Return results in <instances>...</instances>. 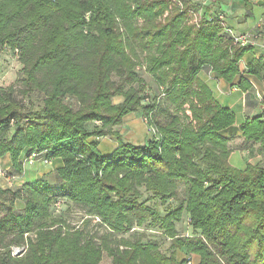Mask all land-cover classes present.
<instances>
[{
    "label": "trees",
    "instance_id": "obj_1",
    "mask_svg": "<svg viewBox=\"0 0 264 264\" xmlns=\"http://www.w3.org/2000/svg\"><path fill=\"white\" fill-rule=\"evenodd\" d=\"M180 1L169 11L171 0H0V52L23 64L25 96L45 97L34 110L0 88V159L10 155L18 170L22 155L60 159L63 182L0 187L9 210L0 264H102L104 253L111 264H264V164H230L224 132L236 115L199 79L210 68L234 80L250 46L221 35V13L194 23L201 3ZM145 72L157 93L147 92ZM138 112L158 133L144 145L113 131ZM240 130V149L263 145L264 110ZM107 136L118 147L102 154L93 138ZM63 204L84 210L83 227L54 214ZM185 215L193 235L178 231ZM94 219L106 232L98 241L86 229Z\"/></svg>",
    "mask_w": 264,
    "mask_h": 264
},
{
    "label": "crops",
    "instance_id": "obj_2",
    "mask_svg": "<svg viewBox=\"0 0 264 264\" xmlns=\"http://www.w3.org/2000/svg\"><path fill=\"white\" fill-rule=\"evenodd\" d=\"M194 1L197 2V0ZM201 1H203L202 7L193 13L199 14L200 17L224 13L228 27L238 34L251 33L256 39V44L250 46L243 54L239 63V74L234 80L227 81L210 68L202 70L199 74V79L208 85L216 101L221 106L231 109L236 115L235 124L224 132V136L233 139L231 142L232 153L229 158L230 164L237 168L240 157L243 166L237 169L244 170L249 164L261 163L259 157H248L255 146L246 149H240L239 146L244 144L241 126L247 120L260 117L264 109V6L258 0ZM174 7L176 6L171 3L169 11ZM169 11L166 12L165 16L169 14ZM221 35H225L224 32ZM233 86H239V90L233 89ZM135 114L141 117L144 130L147 131L143 122V115L139 112L130 115ZM122 128L125 129V127ZM139 141V139L127 140V142L135 145H144V143L140 144ZM100 142L108 143L112 147V151L118 147V140L113 136L104 137ZM25 159L26 155H22L20 161L24 163ZM0 167L6 173L5 178H0V187L3 189L21 188L26 183H35L40 180H45L53 189L63 187V182L57 174V170L62 167L60 159L52 160L50 165L36 162L25 167L22 164V170H18L13 165L10 155H6L0 159Z\"/></svg>",
    "mask_w": 264,
    "mask_h": 264
},
{
    "label": "rangeland",
    "instance_id": "obj_3",
    "mask_svg": "<svg viewBox=\"0 0 264 264\" xmlns=\"http://www.w3.org/2000/svg\"><path fill=\"white\" fill-rule=\"evenodd\" d=\"M205 1V0H204ZM198 3H203L201 0H197ZM202 5V4H201ZM197 14V13H196ZM199 15V14H197ZM13 50L10 48H4L3 51L0 52V88L2 89H13L15 96H17V99L22 102L24 105H29L28 103L34 104V110L39 109L42 107L43 104V99L45 98L43 93H32L29 96H25L23 93L25 90V86L23 83L24 75H23V64L17 59L16 56H14ZM142 75V74H141ZM143 77L145 80L146 84V90L147 92L150 93H157V85L152 79V77L147 74L146 72L143 73ZM146 92V93H147ZM75 103V101H73ZM114 104H119L122 102V99L120 98H115L113 100ZM148 103V102H147ZM130 115L126 117L123 120V123L119 126L113 127V131L118 133L120 137L127 141V140H135L139 139L140 144L146 143L149 140L150 134L147 131L144 130V126L142 124L141 117L138 115ZM143 115V114H142ZM141 115V116H142ZM163 119V117H161ZM98 127H100L102 124L101 123H96ZM122 127H125L122 128ZM95 141L100 142L101 139L103 140L104 137L98 138L94 137L93 138ZM142 139V140H141ZM101 143V142H100ZM248 148H254L253 151L249 154V158H254V157H259L261 159V163L264 164V144L262 145L261 143L258 144H247ZM100 151L102 154H109L112 152V147L108 145L106 142H102L100 144ZM50 165V164H48ZM243 166L242 161L240 160V157L238 158V167L240 168ZM26 167V166H25ZM1 168V167H0ZM3 171L4 169L1 168ZM5 178V175H0V178L3 179ZM0 179V180H1ZM180 195L182 193L180 192ZM20 208V206H18ZM7 213H9V210L5 206L0 205V219L5 216ZM60 213L65 214L66 219L70 226L72 227H83V219H87V216L80 207L73 205V204H63L59 206L58 210L54 212L55 215H59ZM178 231L181 235H193V228L191 226V220L190 217L185 215L184 219L181 223L177 224ZM87 232H89L92 236L96 237V240H99V237L103 236L105 232V228L102 227L101 225L98 224V220H90L89 225L86 227ZM143 229L138 230V232H142ZM133 231L118 236L114 237L112 239V246L116 245L115 239L118 241L121 238L124 239H130L133 238L132 236ZM149 233H151L149 231ZM154 233V232H153ZM154 235V234H153ZM157 240L160 242L162 249H167L170 245V240H161L160 238L157 237ZM25 254V252L22 255L15 256L16 258L22 257ZM180 257H185L183 254ZM195 259V257H194ZM102 264H111V258L108 257L107 253H104Z\"/></svg>",
    "mask_w": 264,
    "mask_h": 264
},
{
    "label": "built area",
    "instance_id": "obj_4",
    "mask_svg": "<svg viewBox=\"0 0 264 264\" xmlns=\"http://www.w3.org/2000/svg\"><path fill=\"white\" fill-rule=\"evenodd\" d=\"M172 4H174L176 7L183 9V4L180 0H171ZM192 22L198 23L201 19L200 15H197L196 13H191ZM218 19L222 21V26L224 29V33L227 35V37L230 39L231 43L234 46L238 47H249L254 46L256 43V39L254 35L251 33H245V34H238L235 31H233L230 27H228L223 21H225V15L224 14H218ZM233 89L239 90V86H233ZM264 110V109H263ZM143 122L145 124H149L147 119H144ZM150 135H154L155 137L158 136L156 127L152 124L149 125V129L147 130ZM43 160V161H42ZM41 161L43 164L48 165L51 164V161H48L45 158H41L39 154L33 153L29 157H27L23 163L24 166L26 165H33L36 162ZM0 175H6L5 171H3L0 168ZM26 251L25 248H13L12 249V255L13 257L22 255Z\"/></svg>",
    "mask_w": 264,
    "mask_h": 264
}]
</instances>
